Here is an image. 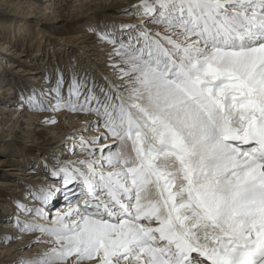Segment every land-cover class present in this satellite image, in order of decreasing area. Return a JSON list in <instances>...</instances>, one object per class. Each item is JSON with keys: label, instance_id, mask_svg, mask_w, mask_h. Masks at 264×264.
Listing matches in <instances>:
<instances>
[{"label": "snow or ice", "instance_id": "snow-or-ice-1", "mask_svg": "<svg viewBox=\"0 0 264 264\" xmlns=\"http://www.w3.org/2000/svg\"><path fill=\"white\" fill-rule=\"evenodd\" d=\"M132 14L146 19L127 42L103 36L119 84L98 95L73 73L65 95L59 72L26 97L104 131L69 137L85 158L45 165L62 184L35 199L79 191L51 217L20 205L51 220L23 224L51 247L20 264H264V0H139Z\"/></svg>", "mask_w": 264, "mask_h": 264}, {"label": "rangeland", "instance_id": "rangeland-1", "mask_svg": "<svg viewBox=\"0 0 264 264\" xmlns=\"http://www.w3.org/2000/svg\"><path fill=\"white\" fill-rule=\"evenodd\" d=\"M26 1L0 0V109L6 108V111L0 112V224L12 227H0V264H20L28 255L48 249L44 248V243H35L40 236L39 232L21 231L24 223L39 222L41 217L36 216L34 211H25L20 205L43 207L41 201L34 198L33 194L38 193V189L32 181H48L45 186L59 187L62 184V180L58 184L57 180L60 179L50 175L46 164L53 165L58 159L76 160L86 157L87 153L79 151L78 147L73 154L68 147L69 137L78 138L82 135L87 138L98 136L104 131H101L102 127L87 130L82 128L83 125L73 127L72 121H38L41 124L38 126V122L28 120L25 113L55 115L60 110L40 111L29 107L26 97L35 91L37 100H40V91L55 87L59 72L64 74L65 95L73 73L79 78L87 76L89 80H94L97 94L100 95L99 89L106 87V81L117 80L102 64L109 54L100 53L112 44L103 38L104 34L108 33L110 39L118 43L127 42L130 29H124L126 24L124 27L120 25L122 20L129 21L126 17L132 16L134 25L144 21H140L142 16L132 14L139 0H80L74 3L69 0L55 9L49 8L50 3H58L60 0H29L34 2L33 6ZM84 33L93 38L83 42L79 36ZM5 45H8L7 49H4ZM20 52L24 56L18 57ZM37 69L43 72H34ZM76 113L94 115V120H97L95 114ZM95 130L100 132L95 133ZM24 167L31 171L25 173L19 170ZM33 173H37V176ZM10 182L19 185L9 186ZM21 184L27 185V192L21 191ZM58 204L47 205V213ZM16 206L18 209L14 208ZM5 237L11 239L5 240ZM11 256H14V260L9 259Z\"/></svg>", "mask_w": 264, "mask_h": 264}, {"label": "bare ground", "instance_id": "bare-ground-1", "mask_svg": "<svg viewBox=\"0 0 264 264\" xmlns=\"http://www.w3.org/2000/svg\"><path fill=\"white\" fill-rule=\"evenodd\" d=\"M69 0H60L58 3L57 2H51L50 3V6H49V8L50 7H54V9L55 8H57V7H59L60 5H63V4H66L67 2H68ZM76 1H80V0H71V2L72 3H74V2H76ZM82 1V0H81ZM28 4H30V5H34V2H32V1H26ZM60 4V5H59ZM38 9H41L40 7H37ZM54 12V11H53ZM124 18V17H123ZM127 18V20H129V21H124V20H122L123 22L122 23H120V25L121 26H125V24H126V26H128V25H134L135 24V22H133V21H131V19H132V16H127L126 17ZM146 19V17H144V16H142V19H140V21L141 20H145ZM21 25V24H20ZM126 26L124 27V29L126 28ZM21 28H23V27H21ZM23 30H24V28H23ZM10 31V30H9ZM3 32V31H2ZM124 32H125V30H124ZM123 32V33H124ZM9 34V33H8ZM14 34V33H13ZM118 35H120L119 33H118ZM42 36V35H41ZM39 37V36H38ZM43 37V36H42ZM80 38H82V40H83V42H88L90 39H92L93 38V36L92 35H90V34H83V35H80L79 36ZM2 38V37H1ZM42 39V38H41ZM22 40H24V39H22ZM48 40V39H47ZM24 43V42H23ZM113 47H114V45L113 44H109L108 45V49H106L105 51H103L102 53H100V54H102V55H104V54H109V56L108 57H106V59H105V61L102 63L103 65H104V67L107 69V70H109V71H111V73L114 75V77L117 79L116 81H111V80H108V81H106L105 82V84H108V83H115V84H119L120 83V79H119V77H118V74H117V71H116V68H115V66H116V64L118 63V58L116 57L115 58V54L113 53ZM8 48V45H5V47H4V49H7ZM110 48V49H109ZM101 55V56H102ZM22 57V56H24L21 52L18 54V57ZM100 56V55H99ZM110 58V59H109ZM34 72H36V73H41V72H43V71H41V69H37L36 71H34ZM1 73V72H0ZM14 73V72H13ZM15 75H16V73H15ZM104 81V80H103ZM2 86H3V84H2ZM41 92V91H40ZM10 101V100H9ZM21 104V103H20ZM22 105V104H21ZM20 106V105H19ZM24 106V105H23ZM4 111H6V108H1L0 109V112H4ZM25 115H26V118L28 119V120H31V121H33V122H35V121H39V122H41V121H47L49 118H52V117H54L55 118V121H62V122H69V121H72L71 122V124H72V126L73 127H77V128H79L80 127V125H83V127L82 128H85V126L86 125H89V124H91V122L90 121H96V120H94L95 118H94V115H89V116H87V115H80L79 113H73V112H70V111H64V110H60L59 111V113L58 114H55V115H48V114H35V113H25ZM17 121H18V119H17ZM39 122H38V126H41V124H39ZM87 122H89V123H87ZM46 123H51V122H46ZM70 123V122H69ZM102 130H104L103 128H101V131ZM98 132H100V131H96L95 130V133H98ZM101 143H105V141H103V142H101ZM107 143H111V141H107ZM68 155V154H67ZM85 156H87V154L85 155ZM7 160V159H6ZM4 161V160H3ZM56 164V163H55ZM30 169V168H29ZM28 168H21V169H19L20 171H22V172H25V173H27V172H29V171H31V170H29ZM42 172V171H41ZM30 173H28V175H29ZM34 175H36L37 176V173H33ZM27 175V174H26ZM51 175V174H50ZM40 176H41V174H40ZM30 177V176H29ZM23 179V178H22ZM40 179V178H39ZM35 180V179H34ZM55 181H56V179H54ZM21 181V180H20ZM58 181V184L61 182V179L60 180H57ZM56 181V182H57ZM60 181V182H59ZM19 182V181H18ZM48 182V181H47ZM47 182H44V183H42V181L40 180V181H32V183H33V185L35 186V188L36 189H38V191H39V189L42 187V186H45L44 184L45 183H47ZM9 184V186H16V185H19L18 183H16V182H13V183H8ZM23 187L21 188L22 190V192L24 191V192H27V190H26V187H27V185L26 184H21ZM54 186H56V185H54ZM59 187L61 186V183L58 185ZM59 187H57V188H59ZM68 188L69 189H72V192H67V193H65V192H57L56 194H55V196H54V198L50 201V203L49 204H54V203H56V202H59V204L56 206V207H54L55 209H52L53 211H51L50 213H48L49 214V216L51 217V216H54V214H55V212L56 211H65V210H67V208L69 207V201H72V200H74L75 199V195L73 194V193H78V189L75 187V185L73 184V185H69L68 186ZM0 191H2V190H0ZM4 192V191H3ZM21 193V192H20ZM9 196V195H8ZM16 196V195H15ZM10 197V196H9ZM1 199V198H0ZM6 200V199H5ZM24 202H26V201H24ZM14 203H16L15 202V199H14ZM48 204V206H50ZM43 205V207H41V208H43L44 209V211L47 213V209H45V207L47 206V205H44V204H42ZM9 206V205H8ZM37 207V206H36ZM14 208H17L18 209V206H16V207H14ZM5 210H8V208H6ZM17 212L19 211V210H16ZM16 215L18 216L19 215V213H16ZM34 214H32L31 215V217L33 216ZM39 222H41V223H50L51 222V220H48V221H45V220H43L42 218L40 219V221ZM5 223H9V222H5ZM32 223V222H31ZM0 227L2 228V229H11L12 227L10 226V225H7V224H4V223H1L0 224ZM2 234V233H1ZM44 239H47L46 237L44 238ZM4 242V241H3ZM49 245H47V243H44V248L46 247V248H49V247H51V245L48 247ZM45 251V250H44ZM39 253H33V254H30V255H28V257H26V258H24V260L25 259H28V258H32V257H35V256H37ZM14 258V256H11L9 259H12V260H14L13 259Z\"/></svg>", "mask_w": 264, "mask_h": 264}]
</instances>
